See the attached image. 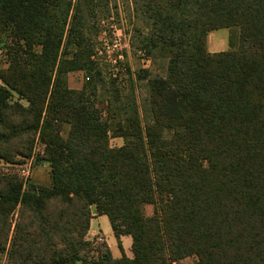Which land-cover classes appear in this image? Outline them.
<instances>
[{
	"label": "trees",
	"instance_id": "1",
	"mask_svg": "<svg viewBox=\"0 0 264 264\" xmlns=\"http://www.w3.org/2000/svg\"><path fill=\"white\" fill-rule=\"evenodd\" d=\"M126 5L163 74L98 56L117 0H0L3 264H264V0ZM219 30L238 41L211 54ZM32 159L50 187L15 173ZM93 207L121 258L93 256Z\"/></svg>",
	"mask_w": 264,
	"mask_h": 264
},
{
	"label": "rangeland",
	"instance_id": "2",
	"mask_svg": "<svg viewBox=\"0 0 264 264\" xmlns=\"http://www.w3.org/2000/svg\"><path fill=\"white\" fill-rule=\"evenodd\" d=\"M119 5V18L121 19V23L118 24L113 23L110 26H106L105 30L106 34L99 40L101 43L100 52L98 53L99 57H102L107 60V64H113L114 67H118L120 64V71L125 70V65L127 64L129 68L133 72H137L141 69H150L153 73L163 74L164 73V65L161 62L153 63L152 60L148 56L145 55L141 48V40L139 38L138 33L136 32V28H133L132 23L128 20V8L126 5V0H117ZM136 24V23H135ZM140 22L137 21V25L139 26ZM136 25V26H137ZM218 34H222L228 37L231 42L237 43L238 41V32L229 33L228 30H219ZM217 34V36H219ZM0 42H4V38H0ZM1 46V44H0ZM117 62H119L117 64ZM117 64V65H116ZM8 66L5 63V58L0 55V69H6ZM116 69V68H115ZM117 70V69H116ZM116 73V72H115ZM85 76L81 72L72 73L69 75V87L74 90H80L85 82ZM17 100V96L13 98V101ZM23 105H27L26 102H22ZM103 106V105H101ZM110 145L112 148H119L123 145L122 139L111 138ZM42 151V148L39 146L37 148L36 153L39 154ZM28 165V166H27ZM31 165V168L29 166ZM27 166V167H26ZM43 167H47L46 165H37L35 163V159L27 162L23 167H16L15 173L22 179L25 184V188L29 186H44L48 187L47 179L50 176L49 170ZM24 169H29L28 177H23L22 171ZM146 215H152L153 208L151 206L146 207L145 209ZM100 225V226H98ZM94 229L98 231L97 234H89L87 235L86 240L90 242L93 246V256L98 257V253L105 248L111 252L114 259H119L122 257V252L118 246V240L116 239L111 223L106 216H103L99 221H95ZM123 251L129 257H133L132 253V239L131 237L124 238ZM5 260V256L0 255V264H3ZM196 258L190 257L183 260L180 264H195Z\"/></svg>",
	"mask_w": 264,
	"mask_h": 264
},
{
	"label": "crops",
	"instance_id": "3",
	"mask_svg": "<svg viewBox=\"0 0 264 264\" xmlns=\"http://www.w3.org/2000/svg\"><path fill=\"white\" fill-rule=\"evenodd\" d=\"M229 33H230V31L228 30V36H230ZM217 34H218V32L215 31V32L210 33L208 36V51L211 54L222 53V52L229 50V38L222 35V34H218L219 36H217ZM0 84H1V82H0ZM43 168H45V169L47 168L49 170V173H50V168L48 166L43 167ZM46 183H48V185H49L48 187L51 186V184H52L51 175L48 177ZM92 212H93L94 218L91 221V226H90V231H89L90 235L95 234L94 232H96L97 234L99 233L98 231H96L94 229V223H95V221H99L103 217V216H101V217L97 216V211H96L95 207L92 208ZM98 226H100V225H98ZM124 238L125 237H122L120 240V242L122 244V248L124 245ZM125 255H126V253H125ZM126 256L129 257L128 255H126ZM129 258H132V257H129Z\"/></svg>",
	"mask_w": 264,
	"mask_h": 264
},
{
	"label": "built area",
	"instance_id": "4",
	"mask_svg": "<svg viewBox=\"0 0 264 264\" xmlns=\"http://www.w3.org/2000/svg\"><path fill=\"white\" fill-rule=\"evenodd\" d=\"M104 34H106V33H104ZM103 34V35H104ZM103 37V36H102ZM101 37V38H102ZM101 41V40H100ZM102 43V42H101ZM119 62H117V64H118ZM116 64V65H117ZM113 65V64H112ZM29 168H31V165L29 166ZM29 170V169H28ZM28 170L27 169H24L23 171H22V175H23V177H28V175H29V172H28Z\"/></svg>",
	"mask_w": 264,
	"mask_h": 264
}]
</instances>
